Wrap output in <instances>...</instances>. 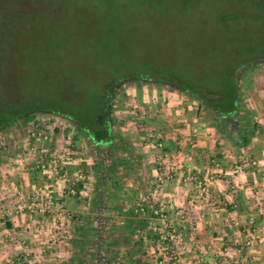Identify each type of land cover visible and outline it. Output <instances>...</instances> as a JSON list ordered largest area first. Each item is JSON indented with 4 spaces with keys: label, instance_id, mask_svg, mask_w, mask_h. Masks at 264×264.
Returning a JSON list of instances; mask_svg holds the SVG:
<instances>
[{
    "label": "crops",
    "instance_id": "0c3cea01",
    "mask_svg": "<svg viewBox=\"0 0 264 264\" xmlns=\"http://www.w3.org/2000/svg\"><path fill=\"white\" fill-rule=\"evenodd\" d=\"M240 71L236 120L256 125L247 144L233 128L221 130L197 101L169 88L144 86L137 92L136 134L124 139L115 132L114 153L104 149L105 163L114 162L117 172L100 175L92 146L85 155L67 145L66 136L59 139L71 123L61 120L52 127V150L65 152L58 173L33 171L31 158L4 159L0 208L41 188L58 196L62 173L82 169L87 180L82 193L66 201L73 216L68 238L45 233L50 225L39 214L0 222V264H264V58ZM158 141L163 149L155 146ZM253 160L259 168L250 166ZM198 182L207 188V199ZM139 209L144 212L136 213ZM179 209L185 220L174 218ZM157 211L173 219L182 236L178 242L164 243L166 226ZM235 220L239 227L232 225Z\"/></svg>",
    "mask_w": 264,
    "mask_h": 264
},
{
    "label": "rangeland",
    "instance_id": "374dc122",
    "mask_svg": "<svg viewBox=\"0 0 264 264\" xmlns=\"http://www.w3.org/2000/svg\"><path fill=\"white\" fill-rule=\"evenodd\" d=\"M261 58L264 0H0V112L31 114L26 129L0 133L3 157L16 163L37 122L70 123L46 112L97 114L110 82L115 132L128 139L140 88L227 93L240 89V67ZM69 125L59 139L87 155L86 136ZM68 226L61 236L73 235Z\"/></svg>",
    "mask_w": 264,
    "mask_h": 264
},
{
    "label": "built area",
    "instance_id": "2783aa9c",
    "mask_svg": "<svg viewBox=\"0 0 264 264\" xmlns=\"http://www.w3.org/2000/svg\"><path fill=\"white\" fill-rule=\"evenodd\" d=\"M51 122L52 121H47V123H45L44 121H40L34 124V126H31L27 132L24 150L19 153L17 157L18 161L24 162L27 158L32 157H38V159H40L42 155L40 161H38L39 163L36 170L44 174L52 171L57 172L58 164L64 162L65 157V152H56L52 150L55 142L53 139L54 129L52 128ZM66 142L67 145L71 147L75 145L71 137H67ZM155 146L158 149H163L162 142H156ZM163 156L167 157L166 153L163 154ZM249 164L253 168H259V163L257 161H250ZM162 165L160 161L159 167H162ZM242 167H244V165H237L239 169H242ZM59 176L60 177L57 179L59 185L58 196L45 192L43 188L35 190L29 198H21L16 204L0 208V222L10 221L17 216H32L34 214H39L44 216V218L51 223L52 228L56 230V235L61 238V235L65 233L68 224L73 218L71 212L66 208V201L82 193V186L86 183L87 175L82 169H79L71 175L62 173ZM168 178L171 177L169 176ZM197 189L203 198H208V190L202 182L197 183ZM140 212H144V210H136V213ZM155 214L160 217L166 226V231L163 233L162 237L164 243L169 246L171 242H178L182 236L175 230L173 219L166 213L160 211L155 212ZM176 217L180 220H185L184 211L181 209L175 211L174 218ZM37 223L40 224V221ZM253 223V220L249 221L250 225H253ZM232 225H234V227H239L240 222L235 220ZM246 246H250L249 241L246 242ZM172 256L175 257L174 255ZM221 262L215 260L213 264H235L233 262Z\"/></svg>",
    "mask_w": 264,
    "mask_h": 264
},
{
    "label": "trees",
    "instance_id": "16d2710c",
    "mask_svg": "<svg viewBox=\"0 0 264 264\" xmlns=\"http://www.w3.org/2000/svg\"><path fill=\"white\" fill-rule=\"evenodd\" d=\"M137 80L142 81L143 79ZM168 82L169 81H158L157 83L162 86H167L169 89L184 94L197 101L200 107L209 112L210 116L215 121V124L218 125L221 130L225 131L226 128L231 127L233 128L231 130L236 132V137H238L243 144H247L249 142L250 138L254 134L256 125L250 126L248 122H245L246 125H240V123L236 120L239 112L241 111V100L239 90L236 86H233L231 90L228 89L229 92L227 93H207L201 88L187 90L178 84ZM116 85H118L117 81L110 82L106 85L104 93L102 94L101 108L97 114L91 116L86 115V117L68 113L64 114L58 110L52 111L53 113L46 112L63 120L69 119L68 121L75 126L77 131H80L86 136L90 146H92L93 153L96 154L97 161L94 168L100 175L109 172H117L118 170L116 169L117 166L114 162L111 167L105 163L106 157L108 158L109 155L114 153V141L117 139V135L115 134V121L111 117V111L113 110L111 100L114 94L111 92V89L116 87ZM30 115L31 114L29 113L10 112L8 110L0 112V133L8 132L19 125L26 129L31 123V120L29 119ZM73 140L75 143L76 139ZM107 147L110 148V151L108 153L109 155L107 154L105 156L104 149ZM3 161V149L0 147V165L3 164Z\"/></svg>",
    "mask_w": 264,
    "mask_h": 264
}]
</instances>
